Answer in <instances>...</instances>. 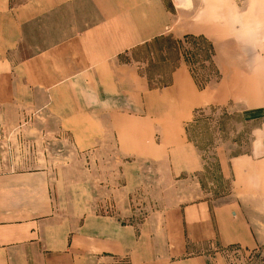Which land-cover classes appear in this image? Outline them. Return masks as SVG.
I'll return each mask as SVG.
<instances>
[{
    "label": "crops",
    "instance_id": "1",
    "mask_svg": "<svg viewBox=\"0 0 264 264\" xmlns=\"http://www.w3.org/2000/svg\"><path fill=\"white\" fill-rule=\"evenodd\" d=\"M85 8L96 16L94 23L80 29L72 23L70 35L19 57L32 25L58 13L66 22L68 13ZM173 19L164 0H0V264H119L123 257L127 264H231L234 250L264 248V159L232 161L234 201L200 200L122 224L110 215L61 213L48 173L17 169L24 162L13 152L14 141H4L33 126L27 122L49 118L80 149L95 148L112 132L124 139L119 145L115 137L127 153L134 123L147 133L182 125L181 117L192 111L182 88L148 83L138 90V68H117L119 58L170 34ZM141 143L143 155L166 160L173 176L201 170L187 142L177 144L171 156L162 145ZM238 160L247 167L242 173L235 168Z\"/></svg>",
    "mask_w": 264,
    "mask_h": 264
},
{
    "label": "rangeland",
    "instance_id": "2",
    "mask_svg": "<svg viewBox=\"0 0 264 264\" xmlns=\"http://www.w3.org/2000/svg\"><path fill=\"white\" fill-rule=\"evenodd\" d=\"M164 1L174 18L173 31L153 46L119 58L117 68H138V90L148 83L163 88L175 82L182 88L192 110L181 117L182 125L147 133L138 130L141 123H134L127 153L116 145L124 139L112 132L95 148L80 149L71 134L57 133L58 122L49 118L31 120V128L5 136L7 144L14 141L13 152L24 162L15 165L17 169L48 173L53 202L61 213L110 215L129 224L171 206L200 200L223 204L236 199L232 161L264 159V0ZM60 16L32 25L19 57L39 53L70 35L72 23L80 29L96 21L86 8L68 13L66 22ZM141 142L162 145L169 156L177 144L187 142L199 155L201 170L173 176L166 160L160 163L143 155ZM238 162L235 168L242 173L247 167ZM247 176H252L251 167ZM233 252L231 264H264V248ZM126 258L119 264H127Z\"/></svg>",
    "mask_w": 264,
    "mask_h": 264
}]
</instances>
